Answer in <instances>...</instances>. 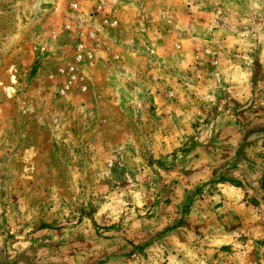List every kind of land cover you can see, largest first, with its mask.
<instances>
[{
	"label": "rangeland",
	"instance_id": "1",
	"mask_svg": "<svg viewBox=\"0 0 264 264\" xmlns=\"http://www.w3.org/2000/svg\"><path fill=\"white\" fill-rule=\"evenodd\" d=\"M160 4L200 41L156 78L78 64L76 0H0V264H264V0Z\"/></svg>",
	"mask_w": 264,
	"mask_h": 264
},
{
	"label": "crops",
	"instance_id": "2",
	"mask_svg": "<svg viewBox=\"0 0 264 264\" xmlns=\"http://www.w3.org/2000/svg\"><path fill=\"white\" fill-rule=\"evenodd\" d=\"M76 5L87 13L95 5H103L109 16L116 20L115 28H103L98 22L91 26L87 21L84 27L85 31L98 33L96 41L92 43L95 54H99L98 63L115 64L116 74L121 73L132 62L145 61L148 75L154 74L157 78V75H163L168 69L166 59H174L177 55L176 43L183 44L180 53H184L186 43L194 45L195 41H200L195 16L188 14L190 8L187 5L181 6L182 14H186V25L193 30H185L187 34H181L180 38L173 34L176 28L184 26L173 21L175 15L171 13L172 8H165L160 0H76ZM188 18L191 19L187 20ZM113 55L118 56V62L113 59Z\"/></svg>",
	"mask_w": 264,
	"mask_h": 264
},
{
	"label": "built area",
	"instance_id": "3",
	"mask_svg": "<svg viewBox=\"0 0 264 264\" xmlns=\"http://www.w3.org/2000/svg\"><path fill=\"white\" fill-rule=\"evenodd\" d=\"M72 10L76 13H82V15H87L90 22H98L101 27L103 28H115L117 26L116 20L112 19L108 12L106 11L103 5H95L92 10L88 13L84 12V10L79 9L77 5L72 6ZM66 29L69 32H73L76 34L77 45L75 48V61L78 64H82L85 62H92L94 61L96 54L95 49L92 48V43L96 41L98 33L95 31H85L84 28L75 22L69 20V23L66 25ZM115 60H118L117 55H113ZM75 71L74 66L68 67V72L73 73ZM67 70L61 69L59 73L64 74ZM73 80V78H72ZM74 81V80H73ZM70 89V85H67L63 88V92ZM82 89L85 91L87 89L86 86H82Z\"/></svg>",
	"mask_w": 264,
	"mask_h": 264
}]
</instances>
